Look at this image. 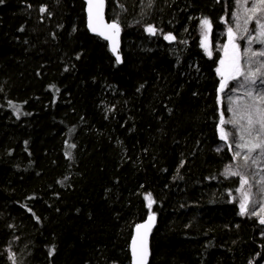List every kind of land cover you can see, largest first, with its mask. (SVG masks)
<instances>
[{"label": "trees", "instance_id": "trees-1", "mask_svg": "<svg viewBox=\"0 0 264 264\" xmlns=\"http://www.w3.org/2000/svg\"><path fill=\"white\" fill-rule=\"evenodd\" d=\"M232 11L107 0L119 65L84 0H0V264H131L150 215L149 264H264V186L213 48Z\"/></svg>", "mask_w": 264, "mask_h": 264}, {"label": "rangeland", "instance_id": "rangeland-1", "mask_svg": "<svg viewBox=\"0 0 264 264\" xmlns=\"http://www.w3.org/2000/svg\"><path fill=\"white\" fill-rule=\"evenodd\" d=\"M234 6L239 7L243 21H240V16L232 11L228 24L230 27L218 33V38L224 33V41L222 44L213 42V48L220 54L218 75L223 90V99L225 100L226 89L232 88L229 111L237 122L242 124L241 128L244 134L246 133L247 140L251 142L243 148L244 156L251 159V162H248L250 164L248 177H251L250 180L257 190L262 192L264 186V172H261L264 168V55H262L264 45L258 46L256 43L261 39L264 40V2L262 0H234ZM240 22L245 27H248L251 22L254 24L261 22V32L255 35L249 29L247 34L242 36L237 26ZM234 26L235 31L232 29ZM210 38L206 34L202 40L207 42L209 52L212 53V39ZM241 43L244 46L241 47ZM245 58H248L247 65H243ZM223 142L227 143V141ZM244 189L246 190V203L249 199V188L244 187Z\"/></svg>", "mask_w": 264, "mask_h": 264}, {"label": "water", "instance_id": "water-1", "mask_svg": "<svg viewBox=\"0 0 264 264\" xmlns=\"http://www.w3.org/2000/svg\"><path fill=\"white\" fill-rule=\"evenodd\" d=\"M86 27L88 32L107 43L110 53L119 65L121 54L122 28L119 23L107 18V0H84ZM116 25V27H112ZM157 224L156 215L148 216L134 229L129 245L131 264H149L151 258V236Z\"/></svg>", "mask_w": 264, "mask_h": 264}, {"label": "snow or ice", "instance_id": "snow-or-ice-1", "mask_svg": "<svg viewBox=\"0 0 264 264\" xmlns=\"http://www.w3.org/2000/svg\"><path fill=\"white\" fill-rule=\"evenodd\" d=\"M262 2H264V0H262ZM205 23H207V21H205ZM112 27H116V25H112ZM151 31V28L149 29ZM174 38V37H171ZM262 55H264V53H262ZM257 147H259V145H257ZM150 195V194H149ZM243 207V206H242ZM262 223H264V221H262Z\"/></svg>", "mask_w": 264, "mask_h": 264}]
</instances>
